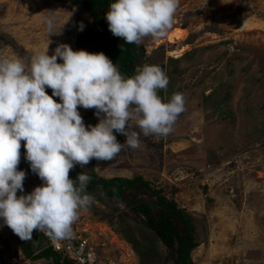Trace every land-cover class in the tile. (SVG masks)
<instances>
[{
  "label": "rangeland",
  "instance_id": "1",
  "mask_svg": "<svg viewBox=\"0 0 264 264\" xmlns=\"http://www.w3.org/2000/svg\"><path fill=\"white\" fill-rule=\"evenodd\" d=\"M50 15L56 18L52 36L43 24ZM92 22L70 0H0V50L24 58L47 48L51 56L58 44L76 51L77 40L91 34ZM175 28L185 34L172 40L168 35ZM139 45L148 65H158L169 78L158 95L167 102L173 93H183L185 111L169 135L141 136L140 148H125L113 161L76 165L69 175L82 169L105 179L142 176L193 218L199 242L192 252L195 264H264V0H179L167 35L146 37ZM95 111L79 108L86 127L99 122ZM114 135L124 143L123 135ZM42 184L31 172L25 189ZM81 216L90 218L91 237H108L109 252L98 258L100 264L111 258L165 264V246L118 201L94 199ZM35 231L32 240L47 248V237L42 233V240ZM27 242L0 219V259L21 256L24 262L16 263L26 264Z\"/></svg>",
  "mask_w": 264,
  "mask_h": 264
},
{
  "label": "clouds",
  "instance_id": "2",
  "mask_svg": "<svg viewBox=\"0 0 264 264\" xmlns=\"http://www.w3.org/2000/svg\"><path fill=\"white\" fill-rule=\"evenodd\" d=\"M178 6L179 0H115L105 19L113 36L139 45L146 37H165ZM43 24L52 36L55 16L45 17ZM83 29L81 23L79 30ZM168 84L158 65L137 66L134 75L125 77L103 52L73 51L68 44H58L51 56L48 48L27 58L0 50V219L4 224L23 241L32 240L34 230L53 243L71 240L73 224L90 209L94 197L87 192L91 177L81 171L72 180L70 170L76 165L84 168L92 159L113 161L125 148L136 150L141 136L169 135L185 111V97L176 92L163 102L158 91H166ZM46 88L52 90L51 96ZM78 107L95 109L99 122L86 127ZM114 132L126 138L123 144ZM21 141L31 171L43 184L18 197L26 179L25 171L18 170Z\"/></svg>",
  "mask_w": 264,
  "mask_h": 264
},
{
  "label": "trees",
  "instance_id": "3",
  "mask_svg": "<svg viewBox=\"0 0 264 264\" xmlns=\"http://www.w3.org/2000/svg\"><path fill=\"white\" fill-rule=\"evenodd\" d=\"M70 2L84 8L93 20L92 29L89 31L91 34L77 40L76 51L103 52L116 64L120 73L125 77L134 75L137 66L148 64L144 47L126 44L122 38L113 36L108 30L105 14L109 5L115 0H70ZM46 93L51 96L52 90L46 88ZM53 99L60 102L57 97H53ZM24 143L21 141V160L18 165V170L26 173V179L23 182L24 193L17 192L21 195L30 194L33 191L25 189V184L32 171L29 162L25 159ZM81 171L91 177L87 192L95 200L108 197L118 201L132 211L141 224L158 237L166 249L165 264L168 262L170 264H195L192 259V252L199 246V242L196 237L193 218L185 210L179 208L175 201L167 199L162 191L153 188L151 182L142 176L133 179L120 177L105 179L98 177L93 172L78 169L69 175V178L76 180ZM40 233L35 231V235L44 240L42 233V236H39ZM23 249L34 261L45 259L49 264H77L68 259H62V256L57 252L45 248L39 239L27 242L23 245Z\"/></svg>",
  "mask_w": 264,
  "mask_h": 264
},
{
  "label": "built area",
  "instance_id": "4",
  "mask_svg": "<svg viewBox=\"0 0 264 264\" xmlns=\"http://www.w3.org/2000/svg\"><path fill=\"white\" fill-rule=\"evenodd\" d=\"M90 218L81 216L78 221L73 224L74 237L71 240L57 241L53 243L47 237L46 247L52 249L62 256V259H68L77 264H100L97 260L100 257H104L109 252V242L106 234H101L94 239L89 233L88 224ZM88 223V224H87ZM108 256H110L108 254ZM25 259V257L23 256ZM22 261L21 256L14 258V261L0 259V264H17L16 261ZM11 261V262H10ZM32 261L25 259L26 264H30ZM103 261V260H101ZM24 262V261H22ZM107 264H121L116 259L111 258L107 261Z\"/></svg>",
  "mask_w": 264,
  "mask_h": 264
},
{
  "label": "bare ground",
  "instance_id": "5",
  "mask_svg": "<svg viewBox=\"0 0 264 264\" xmlns=\"http://www.w3.org/2000/svg\"><path fill=\"white\" fill-rule=\"evenodd\" d=\"M185 34V30L180 28H175L169 33V38L172 40L180 39Z\"/></svg>",
  "mask_w": 264,
  "mask_h": 264
},
{
  "label": "crops",
  "instance_id": "6",
  "mask_svg": "<svg viewBox=\"0 0 264 264\" xmlns=\"http://www.w3.org/2000/svg\"><path fill=\"white\" fill-rule=\"evenodd\" d=\"M3 247H4V245H3ZM0 252H1V251H0ZM1 253H3V252H1ZM2 257L5 258L6 260L9 259V256H8L7 254H5V255L3 254ZM43 260H44V261H47V260H45V259H41V260H38V261L41 262V261H43ZM35 262H37V261H35ZM47 262H48V261H47Z\"/></svg>",
  "mask_w": 264,
  "mask_h": 264
}]
</instances>
